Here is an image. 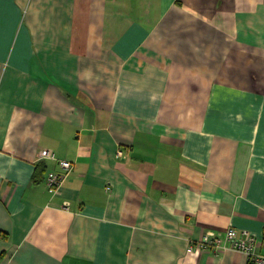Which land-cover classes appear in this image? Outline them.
I'll return each instance as SVG.
<instances>
[{
	"label": "crops",
	"instance_id": "1",
	"mask_svg": "<svg viewBox=\"0 0 264 264\" xmlns=\"http://www.w3.org/2000/svg\"><path fill=\"white\" fill-rule=\"evenodd\" d=\"M229 228L264 245V0H0V264H247L190 251Z\"/></svg>",
	"mask_w": 264,
	"mask_h": 264
},
{
	"label": "built area",
	"instance_id": "2",
	"mask_svg": "<svg viewBox=\"0 0 264 264\" xmlns=\"http://www.w3.org/2000/svg\"><path fill=\"white\" fill-rule=\"evenodd\" d=\"M118 157H123V151L118 150ZM41 160H57L55 155L49 150H42L40 152ZM58 165L62 173L50 172L48 173L45 186L47 190L56 195L59 193L67 175L72 171L74 164L62 160L58 161ZM63 210H68V204H64ZM264 245L245 230L238 231L236 228H229L226 232L221 234H213L212 236H205L195 245L190 246V251H207L213 249L216 254L230 249L240 252L246 256L247 264H264V251L258 252V248Z\"/></svg>",
	"mask_w": 264,
	"mask_h": 264
},
{
	"label": "trees",
	"instance_id": "3",
	"mask_svg": "<svg viewBox=\"0 0 264 264\" xmlns=\"http://www.w3.org/2000/svg\"><path fill=\"white\" fill-rule=\"evenodd\" d=\"M263 239H264V236H263Z\"/></svg>",
	"mask_w": 264,
	"mask_h": 264
}]
</instances>
